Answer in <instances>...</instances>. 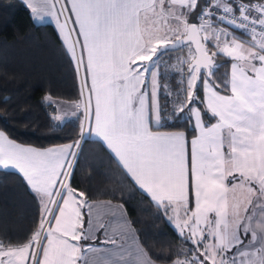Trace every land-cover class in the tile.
<instances>
[{
	"label": "snow or ice",
	"instance_id": "6c2138e0",
	"mask_svg": "<svg viewBox=\"0 0 264 264\" xmlns=\"http://www.w3.org/2000/svg\"><path fill=\"white\" fill-rule=\"evenodd\" d=\"M24 3L55 25L82 78L70 115L50 119L79 127L50 147L0 129V169L41 206L25 238L0 236V264H158L122 194L94 200L72 185L91 137L176 232L166 264H264V0ZM166 117L188 127L161 131Z\"/></svg>",
	"mask_w": 264,
	"mask_h": 264
},
{
	"label": "trees",
	"instance_id": "16d2710c",
	"mask_svg": "<svg viewBox=\"0 0 264 264\" xmlns=\"http://www.w3.org/2000/svg\"><path fill=\"white\" fill-rule=\"evenodd\" d=\"M221 64L218 76L228 71L229 66L223 61ZM164 79L175 87L179 78L167 70ZM80 92L74 65L64 54L53 25L34 21L21 0H0V129L7 130L18 142L38 147L69 142V137L76 138L79 121L72 118L58 124L50 116L54 109L60 113L72 110ZM46 95H51L53 103L44 102ZM161 103H165L163 97ZM167 103L171 109L172 100ZM187 127L184 119L166 117L160 129ZM94 141L91 137L82 143L72 185L87 191L92 199H111L113 194L119 199L122 194L140 240L154 257H160L159 262L166 263L169 250L181 247L176 232L147 199L132 189L115 162ZM39 214V203L16 171L0 169V236L13 241L25 238Z\"/></svg>",
	"mask_w": 264,
	"mask_h": 264
},
{
	"label": "crops",
	"instance_id": "0c3cea01",
	"mask_svg": "<svg viewBox=\"0 0 264 264\" xmlns=\"http://www.w3.org/2000/svg\"><path fill=\"white\" fill-rule=\"evenodd\" d=\"M23 3H24V0H21ZM25 4V3H24ZM39 23H44V22H39ZM52 25H53V27H54V29L56 30V28H55V25L53 24V23H51ZM56 32H57V30H56ZM57 34H58V32H57ZM59 36V35H58ZM60 38V37H59ZM61 40V39H60ZM79 82H80V88L82 87V78L81 79H79ZM161 131H177L178 129H173V130H167V129H160ZM191 138L192 137H190V138H188L189 139V141L191 140ZM64 143H67V142H64ZM58 144H61V143H58ZM31 145V144H30ZM53 145H57V144H52V145H48V146H45V147H50V146H53ZM32 146H35V145H32ZM36 147H38V146H36ZM190 147V146H189ZM11 170H13V169H11ZM94 200H103V201H106V200H109V199H94ZM40 211H41V206H40ZM101 239H103V236H101ZM91 255V254H90ZM158 264H166V263H164V262H158Z\"/></svg>",
	"mask_w": 264,
	"mask_h": 264
},
{
	"label": "rangeland",
	"instance_id": "374dc122",
	"mask_svg": "<svg viewBox=\"0 0 264 264\" xmlns=\"http://www.w3.org/2000/svg\"><path fill=\"white\" fill-rule=\"evenodd\" d=\"M64 113H66V112H64ZM67 113H69V114H70V113H71V110H70V111H68ZM61 114H63V113H61Z\"/></svg>",
	"mask_w": 264,
	"mask_h": 264
}]
</instances>
